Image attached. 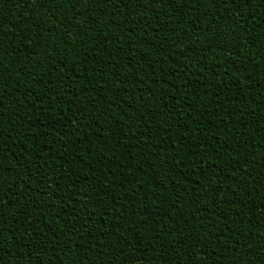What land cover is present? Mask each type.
<instances>
[{
    "label": "trees",
    "instance_id": "1",
    "mask_svg": "<svg viewBox=\"0 0 264 264\" xmlns=\"http://www.w3.org/2000/svg\"><path fill=\"white\" fill-rule=\"evenodd\" d=\"M0 264H264V0H0Z\"/></svg>",
    "mask_w": 264,
    "mask_h": 264
}]
</instances>
